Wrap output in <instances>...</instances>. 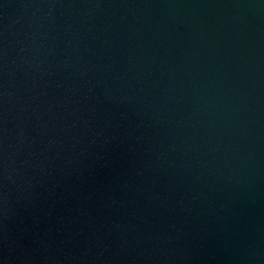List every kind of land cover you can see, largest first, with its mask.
Returning a JSON list of instances; mask_svg holds the SVG:
<instances>
[{"label":"water","instance_id":"95a60500","mask_svg":"<svg viewBox=\"0 0 264 264\" xmlns=\"http://www.w3.org/2000/svg\"><path fill=\"white\" fill-rule=\"evenodd\" d=\"M0 264H264V0H0Z\"/></svg>","mask_w":264,"mask_h":264}]
</instances>
